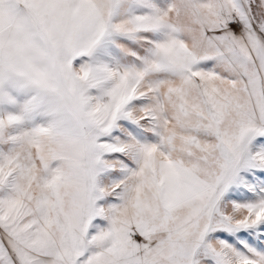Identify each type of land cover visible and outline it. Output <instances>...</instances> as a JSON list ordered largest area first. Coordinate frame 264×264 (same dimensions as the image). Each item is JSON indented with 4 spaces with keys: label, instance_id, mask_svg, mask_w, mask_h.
Instances as JSON below:
<instances>
[{
    "label": "snow or ice",
    "instance_id": "obj_1",
    "mask_svg": "<svg viewBox=\"0 0 264 264\" xmlns=\"http://www.w3.org/2000/svg\"><path fill=\"white\" fill-rule=\"evenodd\" d=\"M0 264H264V0H0Z\"/></svg>",
    "mask_w": 264,
    "mask_h": 264
}]
</instances>
